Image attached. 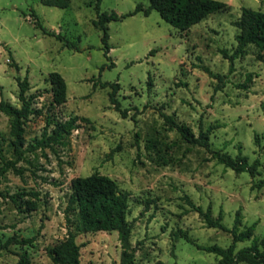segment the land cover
Listing matches in <instances>:
<instances>
[{"label": "rangeland", "instance_id": "rangeland-1", "mask_svg": "<svg viewBox=\"0 0 264 264\" xmlns=\"http://www.w3.org/2000/svg\"><path fill=\"white\" fill-rule=\"evenodd\" d=\"M219 1L227 4L225 10L183 32L156 11L110 22L111 49L105 55L102 32L93 25L98 12L125 15L139 4L147 8L148 0H101L98 10L95 0H70L66 9L40 0H0V101L19 107L17 79L27 77L28 95L41 111L25 125L29 151L17 165L22 175L10 171L0 185L5 195L0 197V264H16L23 252L31 264H49L46 249L67 234L64 211L71 181L94 173L111 178L128 195L134 264H215L217 256L194 244L227 248L232 243L229 232L207 228L185 197L203 210L210 207L213 218L221 213L227 230L239 212V231L254 226L253 238H264V188L252 187L264 179V53L248 47L246 56L233 61L232 70L222 54L235 49L234 22L242 8L264 13V0ZM32 13L62 40L36 28ZM200 66L222 76L223 82ZM50 73L66 83L62 106H52L46 81ZM101 83L119 85L116 97L124 115L110 104V89ZM163 115L185 124L195 136L214 127L210 149L231 157L241 151L249 162L258 159V174H236L211 160L207 150L186 144ZM75 116L89 122L78 121L64 145L55 151L30 148L42 137L48 118L65 122ZM9 129L10 119L0 113L1 147L8 159ZM22 191L37 194L24 197L36 204L33 211L21 213L11 201L10 196ZM14 235L34 241L25 247L8 244ZM76 242L80 264H119L117 232L81 234ZM251 242L237 243L236 251Z\"/></svg>", "mask_w": 264, "mask_h": 264}, {"label": "trees", "instance_id": "trees-1", "mask_svg": "<svg viewBox=\"0 0 264 264\" xmlns=\"http://www.w3.org/2000/svg\"><path fill=\"white\" fill-rule=\"evenodd\" d=\"M41 3L48 7L66 9L70 5V0H40ZM96 1V9L98 10L101 0ZM149 6L144 8L141 4L137 5L133 12L125 15H117L116 13H99L93 25L102 32L101 42L105 55L111 49L108 44L109 35L107 25L113 21H122L127 17H131L138 13L148 16L151 11H156L161 19L172 26L174 29L183 32L192 26L206 19L209 15L223 11L227 8V4L219 0H148ZM35 18V27L41 29L44 35H49L62 40L60 34H54L44 29L38 17L32 13ZM238 34L235 36L236 46L231 55L222 51L224 58L230 60L232 70L233 61L247 55V49L250 46L255 47L259 52L264 53V13L249 8H242L241 15L234 22ZM66 47L75 49L73 44L66 43ZM260 58L261 55H258ZM13 66L18 69L16 63ZM113 67V64L108 66ZM200 68L218 83L223 82V77L212 73L207 67ZM250 76L248 78V81ZM51 88L52 106H62L67 102V87L64 79L58 73H50L46 80ZM97 84H94L96 86ZM18 101L20 106L16 107L12 104L0 101V113L10 119L9 141L11 158H7L1 147L0 140V185L4 176L12 171L17 175H22L17 165L24 161L25 155L29 151L25 148V125L29 118L33 115H39L40 110L33 107V95H28L30 85L27 77L17 79ZM101 88H109V102L118 112H121L120 104L116 94L119 85L117 83H101ZM241 88H247L242 85ZM220 86L216 87V91L220 90ZM124 115V112H121ZM166 125L170 129L176 130L181 139L192 147H200L210 153V159L215 160L224 168L232 170L236 174L247 173L250 177L258 174L261 163L258 159L249 162L248 158L242 155L241 151L235 157L223 153L221 151H213L210 149L209 135L215 128L210 126L205 131L200 130L198 136L183 123H177L173 117L163 115ZM78 121L89 122L86 118L72 117L69 120L52 121L48 118L46 127L39 140H36L31 149L55 151V146L64 145V139L78 127ZM51 131H48L50 126ZM255 144L260 146V141L255 136ZM264 149V145L262 146ZM253 189L264 188V179L253 184ZM27 195L38 197L36 193L24 191L10 196L11 201L16 209L21 213L33 211L36 204L30 200H24ZM4 193L0 191V197H4ZM190 210L196 212L204 221L207 228L219 229L229 232L232 236V243L227 248L218 246L203 247L195 245L198 250L213 254L218 257L215 264H264V238H253L254 226H249L239 231L240 214L236 213L234 225L231 230H227L222 224L221 213L216 218L212 217L211 209L208 207L203 210L202 207L195 205L188 197L184 198ZM129 212L128 195L119 190L118 185L111 178L94 173L88 177H77L71 181V193L68 198V204L64 211L67 234L66 237L46 249L49 264H80V246L76 242V238L81 234L97 233V232H117L120 244V261L119 264H134L135 248L132 246L130 238L132 226L127 220ZM252 238L251 245L236 251V245L240 242L248 241ZM187 242L193 244L192 240L185 236ZM34 241L33 238H18L16 235L7 240L8 244H14L21 247L29 246ZM16 264H31L30 258L26 252L18 254Z\"/></svg>", "mask_w": 264, "mask_h": 264}]
</instances>
